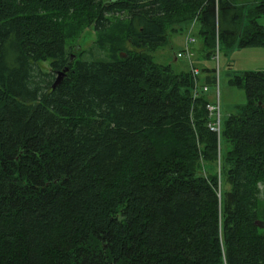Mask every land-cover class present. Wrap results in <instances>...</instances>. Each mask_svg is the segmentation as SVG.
I'll return each mask as SVG.
<instances>
[{
    "label": "trees",
    "instance_id": "obj_1",
    "mask_svg": "<svg viewBox=\"0 0 264 264\" xmlns=\"http://www.w3.org/2000/svg\"><path fill=\"white\" fill-rule=\"evenodd\" d=\"M260 16L264 0H0V264H264V70L229 79L246 102L216 133L190 71L152 55L193 19L206 56L264 47Z\"/></svg>",
    "mask_w": 264,
    "mask_h": 264
},
{
    "label": "rangeland",
    "instance_id": "obj_2",
    "mask_svg": "<svg viewBox=\"0 0 264 264\" xmlns=\"http://www.w3.org/2000/svg\"><path fill=\"white\" fill-rule=\"evenodd\" d=\"M242 5L244 10L248 6H253L258 0H232ZM257 21L264 25V16H260ZM245 20L243 21V23ZM124 22L115 19L114 23L104 33V35H118L121 33V27ZM191 27V28H190ZM172 29H166V42L159 46L154 52V59L158 63L170 64L175 71L182 70V63L185 58H176L177 52L184 48V37L189 34L195 39L194 42L188 44L191 52L192 64L199 70L198 79L202 80L205 73H210L214 77L215 83L209 82L207 98L210 102L215 100L218 91V103L220 110V118L223 120L229 114H235L237 108L246 102L245 92L242 88L230 84V78L234 75H240L244 71L264 70V47L263 46H243L239 47L237 43L231 46L219 44L217 49V57H214L216 50L212 49L209 55L204 48L202 37L199 33L198 22L192 23L182 22L172 25ZM190 29V30H189ZM190 31V32H189ZM67 44L72 46L71 54L77 55L80 50H87L97 39V34L93 26L84 27L81 31L78 27L69 28ZM128 46V45H126ZM129 47V46H128ZM40 67L49 71L48 61L40 62ZM184 68V67H183ZM56 77V74L54 75ZM261 210H264V187H261Z\"/></svg>",
    "mask_w": 264,
    "mask_h": 264
},
{
    "label": "built area",
    "instance_id": "obj_3",
    "mask_svg": "<svg viewBox=\"0 0 264 264\" xmlns=\"http://www.w3.org/2000/svg\"><path fill=\"white\" fill-rule=\"evenodd\" d=\"M195 39L193 37H191L190 35L187 37V42L190 43V42H193ZM217 49H218V46L216 44V47H215V55L214 57H217ZM175 57L179 58H190L191 57V52L189 51L187 45L185 46V48L179 52H177L175 54ZM190 73L193 77V82H194V86H193V91H192V94H193V97H197L200 93H203L204 91L207 90V85H202V86H199L198 83L196 82V79H197V75H198V70L197 68L195 67H191L190 69ZM215 100L208 103L206 105V110L208 111V114H209V117L211 118V121L207 124L208 128L212 131H215L216 133H219V130H220V110H219V103H218V91L216 92V95H215Z\"/></svg>",
    "mask_w": 264,
    "mask_h": 264
},
{
    "label": "crops",
    "instance_id": "obj_4",
    "mask_svg": "<svg viewBox=\"0 0 264 264\" xmlns=\"http://www.w3.org/2000/svg\"><path fill=\"white\" fill-rule=\"evenodd\" d=\"M189 22L190 23H192V25L194 24V23H196L197 22V20L196 19H193V20H191V21H188V22H186V23H188L189 24ZM175 23H173V24H171L170 25V27H169V29H172V31H174L175 30V28H172V25H174ZM191 28V27H190ZM190 30V29H189ZM190 32V31H189ZM189 36V34H187L185 37H184V48H185V46L187 45L188 46V42H187V37ZM195 41V40H194ZM193 41V42H194ZM183 48V49H184ZM182 49V50H183ZM189 49V48H188ZM157 50V49H156ZM156 50H154L153 52H152V55L154 56V52H156ZM190 51V50H189ZM178 58V57H177ZM179 58H181V57H179ZM186 60H183V63L181 64L182 66V70H180V71H190V69H191V67L193 66V67H195L193 64H192V61H191V57L190 58H185ZM177 59H176V57L174 56V61H176ZM163 64V63H162ZM172 68H173V66H171ZM184 67V68H183ZM196 68V67H195ZM198 70V69H197ZM176 72H179V71H176ZM198 73H199V70H198ZM209 74L210 73H205V75H204V77H203V79L202 80H199L198 79V75H197V79H196V82L198 83V85L199 86H202V85H207V83H205L204 82V79L207 77V76H209ZM203 93H208V86H207V90L206 91H204Z\"/></svg>",
    "mask_w": 264,
    "mask_h": 264
},
{
    "label": "water",
    "instance_id": "obj_5",
    "mask_svg": "<svg viewBox=\"0 0 264 264\" xmlns=\"http://www.w3.org/2000/svg\"><path fill=\"white\" fill-rule=\"evenodd\" d=\"M72 57H73V55H71L70 58L72 59ZM67 70H68V67L65 66L62 70H58L57 71V75H56V77L54 79V82L52 84V87H54L55 85H57L62 80V78L66 74Z\"/></svg>",
    "mask_w": 264,
    "mask_h": 264
}]
</instances>
